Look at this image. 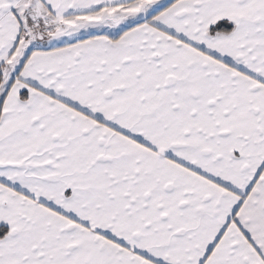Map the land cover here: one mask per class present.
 Returning a JSON list of instances; mask_svg holds the SVG:
<instances>
[{
    "label": "snow or ice",
    "instance_id": "1",
    "mask_svg": "<svg viewBox=\"0 0 264 264\" xmlns=\"http://www.w3.org/2000/svg\"><path fill=\"white\" fill-rule=\"evenodd\" d=\"M0 264H264V0H0Z\"/></svg>",
    "mask_w": 264,
    "mask_h": 264
}]
</instances>
